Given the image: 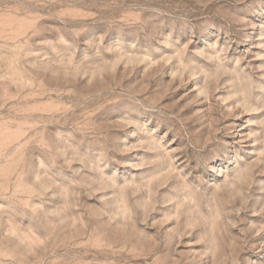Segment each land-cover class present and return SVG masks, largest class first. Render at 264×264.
<instances>
[{
  "label": "rangeland",
  "instance_id": "374dc122",
  "mask_svg": "<svg viewBox=\"0 0 264 264\" xmlns=\"http://www.w3.org/2000/svg\"><path fill=\"white\" fill-rule=\"evenodd\" d=\"M0 264H264V0H0Z\"/></svg>",
  "mask_w": 264,
  "mask_h": 264
}]
</instances>
